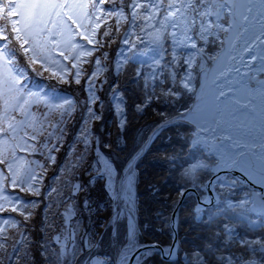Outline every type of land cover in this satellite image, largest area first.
Returning <instances> with one entry per match:
<instances>
[{"label":"trees","instance_id":"trees-1","mask_svg":"<svg viewBox=\"0 0 264 264\" xmlns=\"http://www.w3.org/2000/svg\"><path fill=\"white\" fill-rule=\"evenodd\" d=\"M129 1L103 0L102 5L109 8L106 11L108 21L101 26L99 36L92 35L90 31V15L88 24L83 28L88 35L83 32L79 34L77 30L69 41L61 44L63 52L60 58L66 70L57 60L54 71L44 72L40 62L29 52L26 54V63L44 80L43 89L51 96H64L66 100L53 104L39 96L35 99L32 122L27 127L33 135L32 138L26 136L30 138L27 143L30 144V154H27L29 161L27 166L14 167L12 184L8 183V170L13 168L8 167L7 159L0 152V165L7 175L3 182L4 189L9 194L8 199L14 203L4 210L11 219L0 225V264H58L63 247L69 248L68 236L71 235L78 241V246L83 245L81 251L77 248L73 258L82 252L86 254L87 244L92 248L98 241L101 229L107 225L116 170L114 156L119 151L115 146L116 137L120 133L108 95L117 87L125 97L127 110L131 108L132 98L137 97L138 101L143 99L141 87L135 85L134 66L128 67L121 75H115L111 70L117 39L126 27ZM77 38L79 44L74 42ZM85 43L91 48L80 50L79 47ZM25 75L31 76L32 73L27 71ZM187 104L185 99L175 97L169 100L160 96L152 99L140 115L152 120L155 118L154 123H157L163 119L162 112L171 115ZM161 148L166 150L167 147ZM148 156L143 159H146L147 170L142 179L157 176L156 182L160 185L157 190L169 192L167 194L174 200L163 216L158 214L155 217L149 208L163 193H152V188L146 186L149 195L145 200L141 199L142 193L139 191L143 208L138 212V219L148 228L143 235L146 241L156 236L164 243L169 241L170 232L162 237L166 231L157 233L154 220L162 218L167 223L182 187L180 184L185 182L176 183L171 177L162 182V168L153 165L157 160ZM26 174L29 177L26 178ZM181 221L184 220L179 218V255L184 252L182 241L189 234L185 229L187 225ZM184 222L189 224L190 221L185 219ZM196 233L197 240L203 241V231ZM112 255L109 248L100 247L92 257H100L102 264H114ZM151 256L153 264H157L160 260L158 254L152 252ZM151 256L148 257L149 261ZM61 264L68 262L62 261ZM141 264H147L146 260H142ZM159 264L183 263L179 259L176 262L161 260Z\"/></svg>","mask_w":264,"mask_h":264},{"label":"rangeland","instance_id":"rangeland-1","mask_svg":"<svg viewBox=\"0 0 264 264\" xmlns=\"http://www.w3.org/2000/svg\"><path fill=\"white\" fill-rule=\"evenodd\" d=\"M44 0H21L19 7L22 9L21 16L19 19L24 22L25 26V34L27 36L32 35L36 32L35 26L33 25L31 30L28 31V24L31 23L30 21L37 22L38 20L45 19L42 17L45 15L47 7H49L48 1L43 2ZM76 0H66L67 9L72 7V4L75 3ZM170 4V0H133L130 5V19L127 29L125 30L124 34L121 37V47L118 50L115 61H114V71L116 73L121 72L126 62L129 60L137 61L140 68L137 69V73L139 74V82L143 88V91H149L151 86L155 84V79H162L165 76V69H166V54L167 49L169 48L170 58L173 63H175L178 57H182L184 62L187 65V69L183 72L182 76L179 78V84L181 87L188 93L197 94V101L194 106L189 110L188 113L195 111L196 107H198V112L202 116L203 122L214 123L218 127H220L221 133H224V129L222 125L225 122L228 123H236L238 121L245 123L246 119L253 118L258 119L257 115L259 114V109L256 105L257 101L260 100L261 97H264V56L263 61L261 60H254L250 65L251 72L246 78V81H242L238 76L230 71L231 73L226 77L223 81H216L214 80L213 76L209 74V68L213 65L214 60L218 56L216 54L212 57L209 61V57L207 53H204L205 44L207 43L209 38H216L218 40H222L225 46V38L228 35V32L223 29L224 25V15H229V22L226 25L230 27V33L233 35H237L239 38L246 37L250 35L252 31H250L251 25L246 24V19H249L251 13L260 12L264 9V0H188L186 13H187V34L190 36V40L192 44L195 46V50H191L189 52L179 51L177 53H173L172 51V43H171V35H170V27L169 26H162L160 23L164 19L165 15L167 14V6ZM30 7V9H29ZM43 10V11H42ZM65 21V20H64ZM33 22V23H34ZM226 23V22H225ZM208 26V29L205 27ZM249 28V29H248ZM254 28V26H253ZM252 28V29H253ZM35 29V30H34ZM149 33L151 37L145 38L144 33ZM47 35L48 32L46 31ZM17 36V35H16ZM15 36V37H16ZM166 40H169V44L167 45ZM200 43L202 45H200ZM4 43H0V51L3 55L9 56L8 53L3 49ZM169 46V47H166ZM242 46L241 41H236V46ZM222 47V48H223ZM190 59H187V57ZM1 63V61H0ZM156 66L157 70L155 72L152 71V67ZM1 68V67H0ZM261 68L259 73H255V69ZM20 72V71H19ZM171 81H168L169 86L163 87L164 90H161L164 94L168 91L169 88H172L173 82L176 81L175 72L171 69ZM6 74L9 77V81L5 78ZM198 74H201V80L198 84ZM17 70L14 68L13 65L7 64L6 70L0 71V94L6 93L8 97L15 96L14 91L6 89L5 86H1L2 82H6L9 87H16L17 92L23 87L19 82L16 80ZM263 75V76H262ZM205 77V78H204ZM4 79L6 81H4ZM205 79V81L203 80ZM222 82V85H221ZM162 84V82H161ZM137 85V84H135ZM139 86V85H137ZM228 88L227 91L233 89L232 94L225 95L223 94V88ZM3 88V89H2ZM223 89V90H222ZM153 90V87L151 91ZM27 96V93H24L23 97L20 101H23ZM172 96L170 93L166 96ZM167 99V98H166ZM191 99V98H186ZM110 101L112 104V111L116 118V125L123 129L122 138L123 142L119 139V136L116 137V147L119 148V151H116L114 159L116 161V170L114 173V180L116 183L115 188H111V197H112V204L117 206L115 213L119 216H116V220L112 222L108 221L109 217H107L106 227L102 230L104 231L100 237V247L109 248L110 244H114L115 236H120V244L125 243L124 247L121 248V255L125 256L130 248H132L134 239V233L129 234L128 230L126 231L125 235V226L123 223L124 218L128 216V214H132L134 211V201L131 192L125 186L126 181L131 180L130 174V164L132 160V156L136 151H138L143 143L144 140L147 138L149 134V129L152 128L156 123L155 118L151 117H144L140 115V106L142 107L143 103H137L138 98H132V106L127 110L126 106L124 105V100L122 96L116 91L111 97ZM188 102V100H186ZM256 103V104H255ZM249 107V112H246L245 118H242V112H244L245 108ZM167 116L169 112L165 113ZM239 123V122H238ZM193 125V124H192ZM182 126V127H181ZM176 126L175 131L171 132H163L161 136H166L169 141H172L173 136L174 140L177 143H181L183 141L182 137H178L176 134H183L187 127L181 125ZM189 126V125H186ZM192 133H196L197 129H191ZM148 131V132H147ZM189 131V130H188ZM187 131V132H188ZM147 132V133H146ZM119 134V133H118ZM205 136H210L207 131L204 132ZM173 135V136H172ZM264 136V131L258 129V132L255 134L243 135L245 139H247L251 145L256 147H261L262 139ZM238 134L234 135L233 138H238ZM5 135H0V140L5 139ZM121 142L123 145H121ZM161 144L164 141L161 140ZM174 151V147L171 148L169 151H163L160 154H156L152 157H157L155 159L162 162L167 170H169V164L171 162L170 155H174L172 153ZM243 151L242 148L237 149H227L225 152V157L230 162L232 161L238 153ZM207 159L209 158L210 164L215 163L217 161L214 156H210L203 153ZM201 154L199 158L203 159L204 155ZM181 160L183 158V153L177 155ZM258 156L264 157L263 153L259 152ZM14 161H21L23 158L21 155H17L14 158ZM26 158H24L25 160ZM176 156L174 158L176 165L173 166L172 169L176 171L177 174H183V170L187 174H183L184 179L193 180L195 177L194 173V166H198V162H192L195 160L194 157H189L187 160L189 164L186 162H180ZM108 162V160H106ZM146 159L144 162H140L138 165V172L146 174L145 165ZM202 160H200L201 162ZM174 162V161H173ZM179 163H182L179 165ZM205 169H207V164L205 163ZM210 166V165H209ZM208 166V167H209ZM196 167V166H195ZM121 169V170H120ZM1 171V170H0ZM117 171H120L118 174ZM171 173V172H170ZM196 173V172H195ZM122 174V178L119 180L120 175ZM173 179L176 183H180V179L176 178L175 176L171 175L169 178ZM179 177V176H177ZM118 180L116 181V179ZM157 176H153L149 181L155 182L157 181ZM149 181H145L141 179L138 183V191H141L140 194L141 199L145 200L149 195V191H146V184ZM172 181V180H171ZM203 178L200 182L195 180V184L198 186L202 185ZM224 182L219 185L220 194L225 195L227 190L224 189L222 186ZM160 185H157V189ZM158 193H163L159 196L158 200L155 202L153 206H150L149 212L151 214L157 213L163 216L167 211L166 208L172 204L173 198H170L169 192H163L162 190H157ZM140 193V192H138ZM5 193L3 192L2 188L0 189V196H4ZM190 199V198H189ZM151 202V201H150ZM189 203V201H188ZM162 204V205H161ZM167 204V206H166ZM141 202L138 203L137 209L141 210L142 208ZM164 210V213H163ZM139 212V211H138ZM160 216V217H161ZM237 219L244 220L247 219L248 216L241 212V208L237 209ZM247 217V218H246ZM105 220V221H106ZM263 221V220H262ZM261 219L258 220L257 225L258 227L261 226L262 223ZM113 223V224H112ZM234 224L233 226H236ZM127 229V226H126ZM132 231V230H131ZM130 231V233H131ZM115 232V236L113 234ZM151 237V235H148ZM167 236V234L162 235V237ZM109 237V238H108ZM69 238V248L61 250L59 263L61 264L62 261L68 262L70 264H101V259L97 256H93L96 253L97 248L90 247L89 245L86 247V254L82 252L75 258H73V254L77 253V248L83 246H78V241H75L74 236H68ZM111 239V243H110ZM143 235H139L135 238V243H139L144 241ZM167 243V242H165ZM82 248H80V251ZM95 250V251H94ZM237 250L242 251V247H238ZM183 251L188 253L189 257H193L192 259L199 260L200 264H211L206 262L205 259L200 260V254H197L195 251H192L186 247H183ZM85 254V255H84ZM91 257V258H90ZM149 256H143L138 262L142 260H146L147 264H153L152 256L150 257V261L148 259ZM124 258V257H123ZM122 258V259H123ZM121 259V260H122ZM161 259L158 261L157 264ZM122 260V264H123ZM54 263V262H53ZM141 264V262L139 263ZM156 264V263H154ZM228 264V263H225Z\"/></svg>","mask_w":264,"mask_h":264},{"label":"bare ground","instance_id":"bare-ground-1","mask_svg":"<svg viewBox=\"0 0 264 264\" xmlns=\"http://www.w3.org/2000/svg\"><path fill=\"white\" fill-rule=\"evenodd\" d=\"M187 2L188 0H170V4L167 6V14L160 23L164 27H170L174 17L177 15L183 20V28L180 31H171L170 33L173 53L180 51V45L183 42L188 45V52L195 50V46L192 44L190 36L187 34ZM247 17L250 18L246 19V24L251 25L250 31H252L249 36L247 35L246 37L239 38L237 35H233V33L229 34V26L223 27V29L228 32V35L225 38L226 44L208 71L210 76H213L214 80L223 81L231 73L230 71H232L242 81H246L252 67L250 64L254 60L263 61L264 47L262 46L264 44V9L255 15L252 14ZM205 29H208V26H206ZM144 37L148 38L151 37V35L145 32ZM237 40L241 41L242 46H236ZM187 59H190V57H187ZM156 70V66H153L152 71L155 72ZM260 71L261 68L255 69V73ZM203 80L205 81V79ZM223 89L222 92L225 95H230L233 92L232 88L230 91H227L229 87H225ZM256 103L255 104L258 105L257 108L260 110L257 115L258 119L248 118L245 123H242L243 121H238L239 123L225 122L222 125L224 133H221L220 127L214 123L202 122V116L198 112V107L195 108V111L188 113L186 118L196 124V135L198 137L205 138L212 151L216 153L217 157H222L227 148H238L243 146L244 148L252 150V146L249 141L243 137V135L255 134L258 132V129L264 131V97H261ZM246 112H249V107H246L244 112H242V118H245ZM205 131H207L210 136H205ZM236 134H238L239 137L233 138ZM218 136H228L230 140L228 143H222L219 141V138H217ZM242 163L245 165L248 164L245 160L242 161Z\"/></svg>","mask_w":264,"mask_h":264},{"label":"water","instance_id":"water-1","mask_svg":"<svg viewBox=\"0 0 264 264\" xmlns=\"http://www.w3.org/2000/svg\"><path fill=\"white\" fill-rule=\"evenodd\" d=\"M183 28V20L181 17L179 16H176L174 18V29L176 31H180L181 29ZM186 46L183 45V48H185ZM225 141H227V139H224ZM197 143H200L202 144L203 146H205V142L201 139L195 141L193 140L192 141V146L196 145ZM212 152V151H211ZM230 172L231 174L233 175H236L240 180H243L244 182H246L247 184L251 185L252 187H256L260 190H262L263 187L261 186H257L256 184H254L252 181H250L247 177H245L243 174L239 173V172H234L232 169H229V170H218V171H215L214 172V175L211 177V179L206 183L205 185V188L207 189V192H208V195H207V198H206V201H202L199 199L198 195L196 194V191L194 188H190V189H187L185 191L182 192V196H181V199L184 197V195L186 194L187 191H193L195 194H196V197H197V201H198V206L200 208H203L207 205L210 204V202H213L217 199V196H216V199H215V194H214V191L212 189V186H213V183L225 172ZM208 199V201H207ZM252 199V205L249 206V210L252 211L253 213H256L257 210L260 211V213L262 215H264V194H260L258 195L257 193L253 192V197L251 198ZM207 202V203H206ZM196 214L199 215V210L196 209L195 210ZM174 216H175V211L172 212V215H171V218H170V224H171V227H172V230H173V239H172V244H171V247H170V251L168 254H165L163 249L158 245V244H152V245H145V246H142V247H139L138 249H136L130 256H129V259H128V263L127 264H131L132 261L134 260V258L144 249H147V248H157L159 249L162 257L164 259H170V256L172 253L175 252V248H176V227H175V221H174ZM248 264H256L255 261H251L250 263Z\"/></svg>","mask_w":264,"mask_h":264}]
</instances>
